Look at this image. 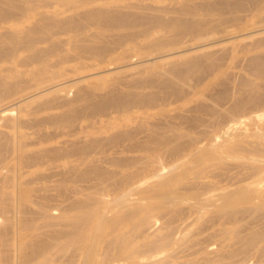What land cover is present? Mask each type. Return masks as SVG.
<instances>
[{
  "label": "bare ground",
  "instance_id": "1",
  "mask_svg": "<svg viewBox=\"0 0 264 264\" xmlns=\"http://www.w3.org/2000/svg\"><path fill=\"white\" fill-rule=\"evenodd\" d=\"M13 1L0 0V18L14 15V10L6 9ZM122 3L127 9L116 8L108 1L101 4L84 1L62 20L68 31L59 34L46 28L42 20L37 21L38 18H34L36 13H28L21 17V21L0 24V163L5 161L2 154L7 149L9 164L6 173L2 175L0 171V215L17 216L32 212L31 207L26 205L27 200L38 206V211L40 206L29 198V189L37 199L44 197L42 193L46 192L42 191L48 190L54 182L85 179L91 170L103 173L108 163L116 165L121 172L125 171L130 164L127 152L142 147V141L134 142V135L124 132L118 134L122 120L135 114L129 108L150 100L156 104L166 89L178 83L184 85L194 74L197 75V82H193V90L195 93L202 92L225 69L223 62L216 64V60L212 59V52L200 54L204 55L202 61L196 58L199 55L180 56L172 61L171 68L164 70V73L158 72L153 60L152 64L137 68L134 62L131 63L133 58L125 60V56L113 55L121 52L127 40H136L135 43L146 39L151 41V47H142L135 57L141 59L169 50L176 51L193 43H215L221 36L233 30L243 32L247 27L264 33V24H260L258 19L254 20L256 13L264 9V0H152L149 3L146 0H131ZM43 7L51 8L52 12L56 9L52 5ZM240 12L244 13L240 15ZM236 18L238 24L232 27L233 30L228 29ZM29 19L32 23L27 24V28L25 24L26 39L21 40L19 33L22 31L19 30ZM214 26L220 29L217 35H196L198 29L203 27L200 32L205 34ZM5 27L7 29L2 30ZM184 36L189 38L184 40ZM124 37L127 39L124 40ZM25 51L29 54L24 55ZM252 51L254 54L250 58L254 60L252 68L257 69L256 78L246 81L247 89L232 99L234 103L231 106L233 112L240 117L245 114L243 120L252 124L245 135L251 133L253 138H245L239 147L231 149L236 152L230 156L232 160L238 161L237 169L228 172L225 182L227 186L233 187L221 191L218 202L216 196L213 198L214 193L208 194L216 189V179L202 175V172L212 162L216 163V157L224 159L227 155L221 157L215 151L216 143L203 144L202 140L190 134L203 122L202 113H199L196 119L186 122L187 125L176 127L177 131L170 130L175 131L174 138L168 135L162 140L153 138L155 145L164 147L174 158L195 151L196 154L189 161L192 165L183 163L185 159H181L176 162L175 166L179 167L176 173L161 176L146 185H139L136 182L138 179L133 182L125 176V183L116 185L118 192L115 196L106 195L103 191L101 195L95 193L89 198L66 196L64 203L58 207L48 205L44 211L46 222L54 217L69 222L70 232L56 235L58 240L68 234L67 241L25 242V238L14 231L15 241L12 244L6 245L8 243L0 239V264H111L121 259H132L133 264H166L159 255L172 243L177 224L166 222L161 229H154L156 223L153 213L172 203L171 199L164 202L160 195L167 192L169 198L175 197L176 178L181 183H189L185 177L186 171L192 172V183L187 187L195 192L189 206L196 204L199 209L207 204L217 205L220 211L237 210L234 218L219 224L225 237H239L238 246L227 256L216 258V261L227 264L224 260L229 258L233 260L232 264H256L251 259H230L239 252L264 256V37L241 47V52ZM231 53L230 57H234L237 52L232 49ZM90 55L101 58L95 68L88 64ZM82 59L85 61L81 62ZM68 60L76 61L79 65ZM117 64L134 71L128 75H123L127 71H122L121 76H118L121 72L115 73L107 83L102 82L106 78L102 75L94 81L83 79L84 88H75L81 79H71L66 84L57 83L76 74ZM147 66L157 69V73ZM61 69L68 73L63 71L59 74ZM140 72L143 80L138 78ZM48 75L51 76L48 82H45L46 79L43 83L38 81ZM188 100L189 97H178L167 101L165 105L180 112H190L195 107H188ZM90 107L91 113H88ZM170 121L176 125L173 120ZM66 123L67 127L63 128ZM204 128L199 130L204 132L203 135L207 131ZM210 130L214 132L216 128ZM126 136L131 137L132 140H127H134V143L127 141L128 147L124 145V148L121 146L123 149L117 148V139ZM186 137L188 139L181 141ZM111 148L114 153L109 152ZM249 178H252V182L248 185ZM234 179L235 183H231ZM5 192L10 196L7 200L3 197ZM134 194L138 197H131ZM202 195L206 196L202 198ZM114 208H117V212L109 215ZM245 212L256 213L253 223L258 222L257 225L260 223L261 226L249 228L244 235L239 236L238 226L242 224L239 217L242 216L240 219L246 222L243 216ZM59 244L62 253L55 254V247ZM26 245L30 246L29 254L22 251Z\"/></svg>",
  "mask_w": 264,
  "mask_h": 264
},
{
  "label": "rangeland",
  "instance_id": "2",
  "mask_svg": "<svg viewBox=\"0 0 264 264\" xmlns=\"http://www.w3.org/2000/svg\"><path fill=\"white\" fill-rule=\"evenodd\" d=\"M34 1L32 2V0H14L11 5H8L6 7V9L14 10V15L0 18V24L9 23L11 21H21V17L26 16L28 13H36L34 18H38L37 21L42 20V24L46 26V28H48L54 34H59L61 31H68V29L66 28L67 25L62 23V20L72 13V9H74V7H80L81 4L84 3V1H90L95 4L106 3L108 1L109 3L112 2L116 8L127 9L123 6L124 4L122 2L131 0H42V2L38 3H35ZM151 1L152 0H146L147 3ZM45 5L56 6V9H54L55 11L52 12L50 10L51 8L44 9L45 7L43 6ZM243 13L244 12H240L239 14L242 15ZM231 15L233 14H229V16ZM263 18L264 9L256 13L254 20L258 19L260 24H264V20L260 22ZM31 19L25 21L23 24V29L19 30L22 31L19 33L21 40L26 39L24 31L27 28V24L32 23L30 22ZM236 24H238V18L232 21L233 26L229 27L228 29L233 30L232 27H234V25ZM6 29L7 28L5 27L2 30ZM202 29L203 27L198 29L196 35H199L201 37L202 35L207 36L213 33L214 35H217V33H219L220 31L217 26H214V29H209L205 34H202L200 32ZM254 30L255 28L248 27L243 32H236L233 30L231 31L232 33L221 36V39L215 43H211L209 41H206L203 44L193 43L187 47L177 49L176 51L169 50L161 54H154L141 59L135 57L139 55V51L142 47L149 49L152 45L151 41L146 39L135 43L136 40L133 42L127 40L121 52L113 55L117 57L125 56V60L133 58V60H131V63L134 62V67L137 68H142V65L152 64L153 60L155 63L154 65L157 64L158 66V72L164 73L167 69L171 68L172 61H175L180 56L184 57L199 55L196 58H200L202 61L204 59V55L200 54H202L203 52H212V59L214 58V60H216V64L220 61L223 62L225 69L222 72H219L216 76L215 82L206 87L202 92H194L192 85H194L197 75L194 74V76L192 74L193 76H190V79L188 78L189 81L187 80L184 85L178 83V85H176L175 87H170L168 88V90L166 89L162 93V97L157 100L156 104L152 103L153 101L151 100L147 102H141L139 104H134V106H132L131 104L132 107L129 109L131 113L134 112L135 114L129 115L126 118L127 122L126 119H124L125 121L122 120L124 123H119L122 128H119L120 130L117 131L118 134L124 132L131 134L132 136L134 135L132 138H135L136 141H133H142V147H137L136 149H134V151L127 152V155L130 158V164L126 168V170L121 172L119 171V168L116 167V165L108 163L105 165L103 173H100L97 170H91L88 171L87 177L85 179L59 180L54 182V184L51 185L48 190L42 191L46 192V195L42 193V196L44 197H37V199L32 196L34 194L33 192H31L32 190L29 189V198L37 201L40 206L39 210L36 211L38 206H35L34 203H30L27 200L26 205L31 207L32 212H26L23 214L21 213L17 216L0 215V239L8 243L6 245L12 244L13 241H15L14 231H16L17 234L21 236V238L22 236L25 238V242L49 240L57 243V241H67L68 234H65L64 237H60L58 240H56V235L59 232L69 233L71 229L69 222L63 221L62 219L56 217L46 222L44 211L48 208V205L58 207L64 203V198L66 196H69L70 198L75 197L77 199L89 198L92 197V195L95 193L101 195L103 191L106 195L115 196V194L118 192L115 187L119 182L125 183V176L133 182L138 179V181L136 182H138L137 184L139 185H146L151 181H156L161 176L176 173V171L179 169L178 166H175L176 162L180 161L181 159H185L183 163L192 165V162L189 161L196 154L195 151H188L187 154L183 153L180 156L178 155L174 158L169 155V152L166 151L164 147L155 145L153 138L162 140L166 139L167 135L170 138H174L175 131H177V129L175 130L176 127L187 125L188 123L186 122L196 119V116L200 115L201 113V116L203 117V122L201 123V125L203 126L201 127L200 125L196 131H190V134H193V136H196L197 139L202 140L203 144L216 143L217 147H215V151L217 150V153L221 155V157H223V155H227V159H217L216 157V163L212 162L211 166H209L208 169H204V171L202 172V175H208L212 179H216V189L212 192H209L208 194L213 195L214 193L213 198L217 197L216 202H218L219 200L217 199L219 198L221 191L225 192L226 190H229L233 187V185L227 186V183L225 182V180L228 179L226 178L228 176V172L230 170L237 169L236 163H238V161H235L234 158L233 160L231 159V156L235 155L236 152H233L231 149L239 147L242 144L243 139L253 138V136L250 135L251 133L245 135V133L247 131L249 132L252 128V124L247 120H243L245 114L240 117L238 113L233 112L234 110H232L233 106H231V103H234V100H232L233 98L238 97L247 89V85L245 84L246 81L248 79L255 80L257 75L256 67L252 68L254 60L250 58V55L254 54V51L249 53L241 52V47L251 44L264 37V33ZM188 38V36H184V40ZM123 39L125 40L127 39V37H124ZM129 42H131V44ZM232 49H235L237 53L234 57L231 56V58L230 55L232 54ZM28 54L29 53L27 51L24 52V55ZM100 59L101 58L99 57L90 55L87 61L90 67L95 68L97 67ZM68 61L79 65V63L76 61ZM84 61V59L81 60V62ZM121 65L123 64H117V66L111 65L107 67L96 68L91 71L65 78L61 81H58L57 83L66 84V81H72L71 79H81L82 81L80 80L81 82L75 85V88H84L86 87V85L83 83L84 80L94 81L96 80V77L102 75L106 76V78L102 82L107 83V81L110 82L109 80L115 73L121 72L118 75L121 76L123 73L122 71H127L124 72L123 75L131 74V71H134L132 70V68H127L125 66L120 67ZM146 68H152L157 73V69L153 68L152 66H147ZM73 69L76 70L78 68L74 67ZM63 71L66 74L68 73L67 71L62 69L60 70V72H58L60 74ZM138 78L139 80L144 79L141 75V72L139 73ZM45 79V82H48L51 79V76H45V78L38 81L43 83L42 81H44ZM178 97H189L186 105L188 107L193 106L196 109L192 107L194 111L192 110L190 112H180L174 109L172 106L169 107L170 105H165L167 101L176 99ZM179 103H181L180 105H184V103L182 102ZM196 105H199L200 107H197ZM208 106L212 107L208 109L209 111L213 109V111H210L211 114L207 110V108H209ZM202 108H206V111L203 109V112V110H201ZM136 112H138V114H136ZM206 112L208 113V117L210 116L209 119L207 118ZM88 113H91V107L88 108ZM171 117H173V119ZM170 120H173V123H176V125H172V121ZM118 121L120 122L121 119ZM204 126L207 128V131H205V134L203 135L204 132L202 133L199 130L201 128L203 129ZM66 127L67 123L64 124L63 128ZM210 128H216V130L213 132L210 130ZM208 130H210V132H208ZM239 130H243L244 132H239ZM26 131L32 132L33 130L26 129ZM115 134H117V132ZM109 135L110 132L107 133V136ZM130 138H128V136L118 138L117 143L119 145L117 144L116 147L120 149H123L124 145H127L126 147H128V143L131 144V142H133L128 141L132 140V138ZM186 139H188V137L183 138L181 141ZM224 140L229 142L226 143ZM181 141L179 140V142ZM221 142L223 144H221ZM245 145L249 146L248 143H245ZM121 146L123 148H121ZM6 150L7 149H4L2 154V157L5 158V161L0 163V171H2V175L6 173L7 170H9ZM111 150L112 148L109 149V152L114 153ZM184 154L186 156H184ZM171 165L172 167H170ZM191 173V171H186L185 177L189 179V183L187 184L179 182L178 178H176L177 191H174V193H176L175 197L169 198L167 196V192L160 195V198L164 202L168 199H171L172 203L164 206V208L162 209L154 211L153 213L154 223H156L154 229L160 228L166 222L168 224H171L172 222H175L177 224V227L174 229V239L172 243L168 247H166V249L163 250V252L159 256L161 257V259L166 261V264H219L220 262L218 260L216 261V258L227 256L231 251L236 249L238 246L237 240H239V237H225L220 231L219 222H226L231 218H234L237 210L220 211L216 207L217 205L211 206L207 204L202 205L199 209L196 208V204L189 206V201L193 199V196L195 194L194 190H189L187 187L190 183H192L190 179ZM250 179L252 180V178H249L248 180ZM235 180L236 179L231 180V183H235ZM251 180L248 185L252 182ZM177 183L180 185H177ZM8 186H10V182ZM29 186L31 188V185ZM125 187L126 185L124 186V188ZM165 188L167 189V187ZM205 196L206 195H202V198H204ZM3 197L6 200L10 198V196L7 195L6 192L3 193ZM131 197H138V195L134 194ZM1 199L2 198L0 196V200ZM116 212L117 208H114L109 215L115 214ZM243 216L244 221L246 222H243L240 219L242 216L239 217L240 222H242V224L238 226L239 236L244 235L249 228H259L261 226L260 223L257 225L258 222L253 223L255 217H257L256 213L245 212ZM262 225H264V222ZM77 245H79V243H77ZM59 246H61V244L55 247V254L62 253L60 252ZM22 251H24V253L26 254H29L30 246L26 245L22 249ZM55 254L54 258H56ZM228 259L229 258H226L224 261L227 264H232L233 260ZM230 259H237L239 261L244 259V261L251 259L256 264L264 263V256H258L256 253L244 254L243 252H239L234 258ZM132 261V259H121L115 260L111 264H133Z\"/></svg>",
  "mask_w": 264,
  "mask_h": 264
}]
</instances>
